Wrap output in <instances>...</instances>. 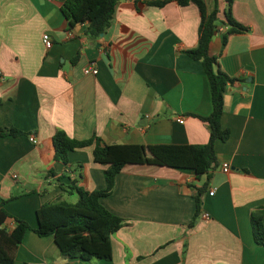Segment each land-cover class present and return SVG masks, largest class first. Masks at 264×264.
<instances>
[{"label": "crops", "instance_id": "1", "mask_svg": "<svg viewBox=\"0 0 264 264\" xmlns=\"http://www.w3.org/2000/svg\"><path fill=\"white\" fill-rule=\"evenodd\" d=\"M147 1H120L107 32L93 39L86 23L70 26L62 0H0V130L23 131L0 135V204L6 200L7 211L32 227L14 264H264L251 225L258 211L264 224V0H234L233 14L249 30L224 46L221 25L210 45L218 66L236 79L227 85L221 118L230 137L215 142L219 165L211 178L190 168L126 164L102 198L124 221L112 235L111 260L66 257L53 235L34 231L42 204L78 200L73 184L107 186L108 165L94 161V145L70 151L67 163L54 159L57 130L102 144L209 140L210 125L200 118L213 108L209 79L186 53L198 46L199 7ZM225 5L219 0L221 17ZM91 63L97 74L85 73ZM204 183L201 213L190 225L194 193Z\"/></svg>", "mask_w": 264, "mask_h": 264}, {"label": "trees", "instance_id": "2", "mask_svg": "<svg viewBox=\"0 0 264 264\" xmlns=\"http://www.w3.org/2000/svg\"><path fill=\"white\" fill-rule=\"evenodd\" d=\"M62 11L69 20L70 26L86 23L85 33L96 39L106 33L111 26L116 5L122 0H62ZM170 1L180 5L195 3L200 10L198 46L186 53L193 59L200 60L208 76L212 111L208 116H200L210 125V137L204 144H102L98 137L84 140L71 138L63 130L53 135L54 159L68 162L69 152L80 147L94 145L93 158L97 163L108 165L104 170L107 186L104 189H76V202H46L37 209L38 225L34 231L40 236L53 235L62 255L80 257L86 260H111L113 257L112 235L123 225L121 216L109 210L102 202L113 190L116 175L128 163H155L160 165L194 169L197 175L208 173L218 167L215 150L217 139L223 141L230 137V129L224 128L221 118L224 110V94L228 84L236 79L229 76L218 66V56L210 51L212 39L220 31V26L227 28L222 32L223 45L227 44L230 35L242 33L249 27L236 19L232 12L234 0H225L223 16H219V0H213L210 7L206 0H148L147 3L164 6ZM23 131L16 128L1 129L0 135H18ZM207 184L198 186L194 193L196 211L191 220L193 225L201 213V196ZM0 204V264H14L19 245L26 232L31 229L30 223L10 214ZM14 218V225L5 224ZM251 225L254 239L264 245V224L261 211L251 214Z\"/></svg>", "mask_w": 264, "mask_h": 264}, {"label": "built area", "instance_id": "3", "mask_svg": "<svg viewBox=\"0 0 264 264\" xmlns=\"http://www.w3.org/2000/svg\"><path fill=\"white\" fill-rule=\"evenodd\" d=\"M226 28H227V27L225 26L224 28H222V30H224V29H226ZM43 42L45 43V45H46L47 47H51V46H52L53 41H52V38H51V36H50L49 33H44V34H43ZM84 71H85V73H87V74H89V73H91V74H97V73L99 72L98 67H97L94 63H91L87 68H85ZM177 121H179V122H184V117H183V116H179V117L177 118ZM29 139H30V141H32L33 143H38V140H37V137H36L35 134H30ZM222 169H223L225 172H228V171L230 170V165H229V163L224 162V163L222 164ZM14 177H17V175H14ZM210 194L213 195V194H214V191H211ZM202 215H203L204 217H209V213H208V212H203Z\"/></svg>", "mask_w": 264, "mask_h": 264}, {"label": "water", "instance_id": "4", "mask_svg": "<svg viewBox=\"0 0 264 264\" xmlns=\"http://www.w3.org/2000/svg\"><path fill=\"white\" fill-rule=\"evenodd\" d=\"M104 33L101 34V36H103Z\"/></svg>", "mask_w": 264, "mask_h": 264}]
</instances>
